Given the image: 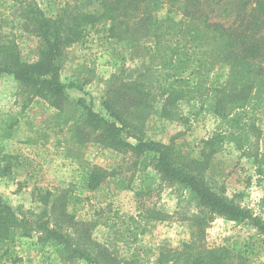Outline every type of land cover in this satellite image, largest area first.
Instances as JSON below:
<instances>
[{
    "label": "rangeland",
    "instance_id": "rangeland-1",
    "mask_svg": "<svg viewBox=\"0 0 264 264\" xmlns=\"http://www.w3.org/2000/svg\"><path fill=\"white\" fill-rule=\"evenodd\" d=\"M25 6L26 0H0V46L5 45L0 48V197L32 228L27 236L19 227L12 240H0V264H92L65 252L61 243L38 229L37 214L43 210L36 195L39 188L53 194L67 191L68 211L77 221L94 224L92 241L78 225L68 229L65 224L74 245L93 250L97 243L106 244L124 263L154 264L160 256L171 257L191 239L188 218L198 211L196 203L185 187L165 182L145 157L135 163L130 155L98 142H77L72 129L81 116L80 107L60 111L35 93L34 86L22 88L9 70H31L37 76L41 62L49 57L40 38L23 26L28 20ZM167 11L164 6L158 12L161 21ZM173 16L180 19L179 14ZM103 26L91 27L65 51L60 75L69 97L108 116L102 102L111 84H138L146 95L145 107L136 111L145 119V139L169 142L176 136L182 153L200 160L202 150L209 151L205 140L223 135L211 162L204 165L206 176L215 189L251 209L264 224V103L259 106L264 101L237 111L238 123L232 128L209 110V103L193 104L194 100L169 106L173 114L165 116L168 86L182 84L187 75L194 86L201 75L198 68L186 70L176 57L171 64L167 51L164 57L132 53L125 42L109 38ZM224 70L216 65L203 71L207 85L223 79ZM40 154L46 159L42 166ZM94 173L102 179L88 186ZM50 222L53 227L52 218ZM260 231L264 230L251 220L217 215L207 227L205 242L209 247H228L235 254L232 264H263V255L256 252L264 245ZM253 234L259 236L255 244Z\"/></svg>",
    "mask_w": 264,
    "mask_h": 264
},
{
    "label": "trees",
    "instance_id": "trees-1",
    "mask_svg": "<svg viewBox=\"0 0 264 264\" xmlns=\"http://www.w3.org/2000/svg\"><path fill=\"white\" fill-rule=\"evenodd\" d=\"M164 6H168V16L161 21L158 12ZM25 11L28 20L23 26L30 27L40 38L49 57L41 62L42 73L37 76L31 70H9L22 88L34 86L35 93L60 111L68 106L73 111L80 107L81 116L72 129L77 142H98L130 155L135 163L145 157L165 182L185 187L196 203L198 211L188 218L190 241L183 249L174 250L171 257H158L154 264L169 260H182L183 264H232L235 254L228 247L207 246L209 223L219 215L234 221L251 220L260 230H264V224L251 209L215 189L206 176L204 165L211 162L216 141H222L223 135L205 140L209 151L202 150L203 160L182 153L176 136L169 142L145 139V119L136 111L145 107L146 95L138 84H111L102 102L108 117L92 104L84 100L74 102L69 97L61 81V60L66 49L82 40L91 27L103 24L108 37L125 42L132 53L147 51L164 57L167 51L171 64L176 57L186 70L198 68L201 75L194 86L189 85L190 75L179 80L182 84L168 86L162 110L165 116L173 114L169 106L194 100L193 104L209 103V110L232 128L238 123L237 111L254 107L256 100L264 101V0H26ZM173 14H179L180 19ZM216 65L225 68L221 74L224 78L208 86V75L203 71ZM39 156L42 166L46 159ZM101 179L97 173L92 174L88 186L98 185ZM36 192L43 204L42 213L37 214L38 229L47 239L61 243L65 252L92 264H138L124 263L106 244L97 243L93 250L74 245L71 235L65 232V224L68 229L78 225L90 240L94 224L77 221L68 211L67 191L53 194L39 188ZM51 218L53 227L48 225ZM19 227L21 235L31 233L30 224L20 220L0 197V240H12ZM251 238V244L259 241L258 234ZM256 250L264 257V245Z\"/></svg>",
    "mask_w": 264,
    "mask_h": 264
}]
</instances>
